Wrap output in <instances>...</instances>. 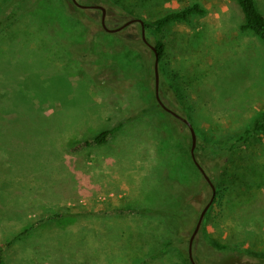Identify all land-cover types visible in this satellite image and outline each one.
Returning <instances> with one entry per match:
<instances>
[{"label":"rangeland","instance_id":"1","mask_svg":"<svg viewBox=\"0 0 264 264\" xmlns=\"http://www.w3.org/2000/svg\"><path fill=\"white\" fill-rule=\"evenodd\" d=\"M17 2L0 0V19H10L0 26L3 264H187L188 236L212 195L191 155V130L179 118L159 123L155 55L140 23L109 31L90 6H103L114 29L194 3L205 14L147 34L165 46L160 97L190 122L195 156L220 190L193 256L196 264H264V130L229 150L264 111V41L241 29L237 1L78 0L89 6L80 10L73 0H44L11 14ZM256 3L264 14V0ZM148 104L154 109L108 142L72 150ZM177 178L196 193L180 238L159 213L175 203Z\"/></svg>","mask_w":264,"mask_h":264},{"label":"trees","instance_id":"2","mask_svg":"<svg viewBox=\"0 0 264 264\" xmlns=\"http://www.w3.org/2000/svg\"><path fill=\"white\" fill-rule=\"evenodd\" d=\"M44 0H18L15 8L13 9L11 14H15V11L22 10V9H31L36 6V4H39ZM237 3L240 5L243 14H244V21L243 24L241 25V29L244 31H251L255 34H257L263 41H264V14L259 10L256 0H236ZM73 7L74 8H79L82 10L83 8L77 5L73 1ZM102 10V9H101ZM206 9L199 3H194L192 5H189L185 8H182L177 11H173L171 13H168L166 15H163L155 20L149 21V20H144L145 22V33L147 40L150 41V38L148 37L149 32H154L156 34L161 33L169 24L177 21H188L193 15H203L205 14ZM10 19L5 18L4 20L0 19V26L4 25L7 23ZM140 23V22H139ZM102 24V21H101ZM141 27V35H142V25L140 23ZM143 37V36H142ZM144 40V38H143ZM145 41V40H144ZM146 43V42H145ZM147 44V43H146ZM153 44V43H151ZM159 55V60L161 61L165 55V46L161 40L158 38L156 39L155 43L153 44ZM148 47H150L147 44ZM151 48V47H150ZM152 49V48H151ZM153 50V49H152ZM92 51V49H90ZM154 52V50H153ZM73 53H76V55H81V52H79V49L76 48ZM92 53V52H91ZM155 55V52H154ZM156 56V55H155ZM159 61V62H160ZM154 68V103L158 108V110H161L162 112L165 113L164 117L159 116V123L167 125L168 127L171 125L173 119H177V117L172 114L171 112L167 111L162 107L160 102L157 99L156 96V88H155V63L153 65ZM160 107V108H159ZM152 109L151 105L148 104L145 107H142L139 109L137 112L133 114H128L125 115L115 126L111 128H107L101 132H99L97 135H95L92 138L85 139L79 143H77L73 147V151L77 152L79 150H82L86 147L93 146V145H101L106 142L117 132H119L121 129H123L127 123L130 121H134L136 118L141 117L147 113H149ZM264 130V111L254 120L253 124L243 130L240 131L235 139V142L232 143L231 148L229 149L230 151H234L236 148H241L242 145H246L250 143L253 139H256L261 132ZM191 141H189L190 148L192 149V136H191ZM199 150V147L195 148V153ZM222 151L221 147H218L215 149V154L219 155ZM191 155H192V150H191ZM193 156V155H192ZM194 158V157H193ZM197 159V156H196ZM195 161V160H194ZM195 163V162H194ZM201 171V170H200ZM178 180V181H177ZM209 183V182H208ZM211 186V185H210ZM189 187V190H188ZM212 188V187H211ZM170 189H171V194L173 198L175 199V203L172 204L171 206H167L164 208L159 209V213L163 214L165 217V213H167V219L168 221V227L172 232H175L178 237H181V231L183 227L187 225H191L193 223L194 216L190 213V209L192 208L189 206V201H191V198L196 196L195 193V188L194 186H189V185H183L180 183V179L177 178L175 180H171L170 182ZM212 194H213V189H212ZM192 195V196H191ZM190 197L188 201V197ZM220 196V190L216 189V195L213 200V202ZM212 197V195H211ZM211 203V205L213 204ZM185 203V204H184ZM208 203V202H207ZM210 205V206H211ZM118 211V209H117ZM145 211H152L150 208L146 209ZM121 213H126L127 211L125 210H120ZM158 211H155L157 213ZM202 210L199 212V216L201 214ZM69 215L64 214V213H55L52 215L51 219L57 220L59 223H64L66 221H69L70 218H68ZM198 216V218H199ZM74 220H71V222ZM197 221V220H196ZM194 229L192 232L189 234V239L191 234L193 233ZM188 240V238H187ZM172 243H169L164 250L168 248V246L172 245ZM184 256L187 261V264H194L189 255V247L185 249L184 251ZM3 249H0V264H3Z\"/></svg>","mask_w":264,"mask_h":264},{"label":"water","instance_id":"3","mask_svg":"<svg viewBox=\"0 0 264 264\" xmlns=\"http://www.w3.org/2000/svg\"><path fill=\"white\" fill-rule=\"evenodd\" d=\"M77 5H79L80 7L82 8H89V6H85V5H82L78 2V0H73ZM90 7H95V8H100L102 9L103 11V15H102V25L104 26V28H106L107 30L109 31H118V30H121L123 28H125L126 26H128L129 24L133 23V22H140L141 25H142V36L145 40V42H147V44L154 50L155 52V88H156V96H157V99L158 101L160 102V104L162 105V107L164 109H166L167 111L171 112L172 114H174L177 118L183 120L190 128L191 130V133H192V155L194 157V160H195V163L196 165L198 166V168L201 170V172L203 173L204 177L206 178V180L209 182V184L211 185L212 189H213V194H212V197L210 199V201L207 203V205L203 208L200 216H199V219H198V222L196 224V227L191 235V238H190V241H189V255H190V259L191 261L196 264V261L194 259V256H193V242H194V239L200 229V226H201V223L203 221V218L207 212V210L209 209L211 203L213 202L214 198H215V195H216V187L215 185L213 184L211 178L209 177V175L206 173L204 167L201 165V163L196 159V156H195V147H196V136H195V133H194V130L190 124V122L183 116H181L180 114H178L177 112H175L173 109H171L170 107H168L161 99L160 97V94H159V82H160V78H159V55H158V51L156 49V47L151 44L148 40H147V37H146V33H145V22L143 19H131V20H128L126 21L124 24H122L121 26L117 27V28H109L106 24V9L103 7V6H100V5H94V6H90Z\"/></svg>","mask_w":264,"mask_h":264},{"label":"flooded vegetation","instance_id":"4","mask_svg":"<svg viewBox=\"0 0 264 264\" xmlns=\"http://www.w3.org/2000/svg\"><path fill=\"white\" fill-rule=\"evenodd\" d=\"M102 11V10H101ZM102 15H103V11H102ZM147 43V42H146Z\"/></svg>","mask_w":264,"mask_h":264}]
</instances>
